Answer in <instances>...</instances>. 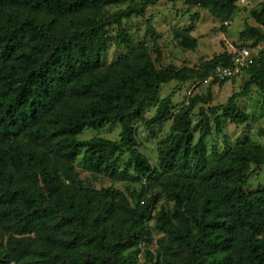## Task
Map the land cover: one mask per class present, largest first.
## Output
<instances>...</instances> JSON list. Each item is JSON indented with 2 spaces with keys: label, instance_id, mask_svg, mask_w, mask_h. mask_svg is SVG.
<instances>
[{
  "label": "trees",
  "instance_id": "trees-1",
  "mask_svg": "<svg viewBox=\"0 0 264 264\" xmlns=\"http://www.w3.org/2000/svg\"><path fill=\"white\" fill-rule=\"evenodd\" d=\"M184 1L220 16L239 0ZM158 2L0 0V264H138L140 253L151 264H264V185L246 188L253 166H264V146L244 137L210 158L206 144L214 121L217 131L223 119L249 121L238 99L256 88L264 100V49L241 91L200 107L196 139L194 110L211 97L196 95L176 110L172 96L158 98L160 89L202 84L232 55L158 67L160 50L154 60L124 27ZM251 17L255 24L240 38L254 47L264 42V3ZM148 32L157 36L151 22ZM176 37L197 46L189 30ZM113 45L127 52L108 63ZM151 103L156 111L145 117ZM170 119L155 166L141 150L137 124ZM111 125L120 126L116 140L81 139ZM105 180L113 184L98 187ZM119 182L139 187L122 190ZM153 220L163 235L156 245Z\"/></svg>",
  "mask_w": 264,
  "mask_h": 264
},
{
  "label": "rangeland",
  "instance_id": "rangeland-1",
  "mask_svg": "<svg viewBox=\"0 0 264 264\" xmlns=\"http://www.w3.org/2000/svg\"><path fill=\"white\" fill-rule=\"evenodd\" d=\"M263 3L264 0H239L234 12L230 15L223 13L218 16L207 8L188 5L184 0H159L157 4L147 8L144 17H133L124 20V27L132 35L134 46L140 43L147 44L154 60L158 56L157 48L160 50L161 59L157 62L158 67L163 68L174 65L178 68H191L212 59L216 55L224 52L232 55L235 49L251 45L252 41L241 40L240 34L247 24H255L251 12L260 9ZM127 6L128 4L114 6L110 10L117 12ZM149 22L156 30L157 36L155 38L148 32ZM188 30L192 37L197 39V46L194 49L182 46L180 39L176 37L178 32ZM126 52L127 49L124 46L113 45L106 56V60L110 63L120 54ZM247 77V73H243L237 78L210 86L201 84L199 81L185 84L171 82L161 87L158 98L172 96L173 105L178 110L188 105L190 99L196 95L205 98L211 97L210 102H199L194 110V128L196 139H198L201 135V126L198 119L200 107L206 108L226 103L231 95L242 90ZM237 104L250 115V119L241 125H235L223 119L221 131L216 130L214 121L213 134L206 139V144L210 150V158L217 157L228 145H232L244 137H250L264 146V100L261 93L254 88L250 96L238 99ZM156 107V103H151L146 109L145 117L152 116L156 111ZM211 117L213 118V116ZM171 126V119L152 128H148L145 121H140L137 124L141 150L155 166L159 165V141L170 134ZM119 133L120 126L111 125L100 131H86L81 139L98 135L116 140ZM112 184V181L109 180L100 181L98 187H107ZM114 185L122 190L127 188L138 190L139 187L138 185L128 186L122 182ZM262 185H264V166H253V172L246 188L247 190H254ZM151 227L153 229V244L156 245L163 235L154 229V220L151 221ZM138 259V264H151L150 261H147L144 253H140Z\"/></svg>",
  "mask_w": 264,
  "mask_h": 264
},
{
  "label": "built area",
  "instance_id": "built-area-1",
  "mask_svg": "<svg viewBox=\"0 0 264 264\" xmlns=\"http://www.w3.org/2000/svg\"><path fill=\"white\" fill-rule=\"evenodd\" d=\"M264 31V28H263ZM264 49V42L257 46H244L235 49L232 54V62L229 65H217L206 77L202 83L209 85L213 81H223L237 78L245 73L254 62L255 58L259 55L260 51Z\"/></svg>",
  "mask_w": 264,
  "mask_h": 264
}]
</instances>
